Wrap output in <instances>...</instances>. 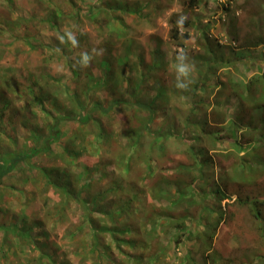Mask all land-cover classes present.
Here are the masks:
<instances>
[{
	"label": "rangeland",
	"instance_id": "1",
	"mask_svg": "<svg viewBox=\"0 0 264 264\" xmlns=\"http://www.w3.org/2000/svg\"><path fill=\"white\" fill-rule=\"evenodd\" d=\"M185 1L0 0V98L10 105L3 108L0 103V113L14 121L13 125L1 121L7 131L0 153L22 148L27 135L18 124L22 117L36 124L48 122L41 120L44 112L33 103L34 94L27 92L57 93L51 101L58 103L43 102L54 115L71 110L68 91L77 93L89 111L91 103L111 97L110 89L99 84H110L122 71L129 77L141 74L147 86H141L142 102L153 98L160 84L166 97L154 102L151 122L143 109L133 113L116 107L110 118L95 115L103 130L97 146L88 134L91 126L64 123L61 143L50 149L56 154L64 152V147L71 151V137L84 134L77 146L87 150L68 170L83 181L91 178L89 188L81 191L74 183L69 190L72 196L61 198L58 191H45L38 181L32 183L34 179L24 184L23 179L33 176L31 172L17 171L3 179L0 221L29 230L30 237H4L0 232V264H52L49 259L57 264H264V207L259 206L258 218V205L251 210L250 204H242L264 192V0H199L189 11L183 9ZM180 16L186 17L189 26L179 27L177 39H172L169 22L177 24ZM66 33H71L74 46ZM100 49L102 54L94 56ZM179 49L195 63L189 77L192 82L183 91L174 90ZM84 54L94 58L88 67L80 68ZM154 64L155 73L150 75L148 68ZM109 73L113 75L107 79ZM92 82L97 88L89 90ZM179 82H185L184 78ZM118 89L123 96L132 92L125 83ZM187 118L196 123L206 119L205 130L224 137L217 145L201 136L197 146L203 154L193 170L188 168L192 161L183 141L167 136L163 142L167 154L158 159L148 150L152 137L143 128L146 125L151 132L183 129ZM227 126L235 129L236 147L246 149L243 159L233 140L225 139ZM99 128L93 127L94 134ZM131 131L143 134L142 146L125 171L123 160L129 155L125 135ZM190 137L187 132L183 140ZM147 154L152 155L150 169L140 162ZM35 162L40 167L56 166L48 154ZM177 184L192 186L191 195L179 202ZM116 185L119 191L108 192ZM114 195L122 201L111 199ZM133 197L132 218L124 213L121 220H127V225L113 221L118 205ZM56 205L64 216L56 218ZM176 222L184 223L185 230L177 229ZM104 223L108 228L124 224L135 235L130 239L140 243L120 245L122 251H118L111 235L104 234L99 236L100 248L91 254L90 226ZM206 224L209 234L213 233L208 248L204 237L197 238ZM43 240L47 255L41 258L34 247ZM102 243L109 247L110 259Z\"/></svg>",
	"mask_w": 264,
	"mask_h": 264
},
{
	"label": "trees",
	"instance_id": "2",
	"mask_svg": "<svg viewBox=\"0 0 264 264\" xmlns=\"http://www.w3.org/2000/svg\"><path fill=\"white\" fill-rule=\"evenodd\" d=\"M198 1L199 0H186L183 4L184 6L183 9L187 11L193 9L197 5ZM169 23L172 25V28L170 30V37L172 39H177L180 28L177 24H175V21H170ZM188 26H189V21L186 20L183 23L182 27L187 28ZM185 37L187 38L188 36L186 35ZM216 64L218 63L215 62L213 65H216ZM156 66L157 64H154L152 65V67L148 68V72L150 75L155 73L153 72V70L155 69ZM207 69L212 70L213 67L211 66ZM133 71L135 72V69H130V72H133ZM121 73H122L121 77L116 78L110 84L107 83L109 81L102 82L99 84V86L102 88H107L108 90L110 89L111 97H108L104 102L102 101L101 103H98L97 101L91 103L92 107L91 109H89V111H85L83 100L82 98L79 97L77 93L68 91L67 98H68V101L72 104L71 110L67 112L66 115H59V113L58 114L55 113L54 115V112L50 111L48 109L49 107L46 108L43 102L45 99H47L50 102V105L52 106V104H54L56 101L55 100L51 101V96L56 95L57 93L50 91V93L48 92L45 94L43 91L42 93L41 90L37 93L27 92V94L29 95L34 94L33 96H31V99H33V103H36L35 105L40 107L44 112V117L41 120L42 121L46 120L48 122L46 124L44 123V121L43 123H38V124H36L34 120L26 122L24 117L18 120V124L21 123L20 126L27 131L26 132L27 135H25L26 139L23 141L25 143L23 144L22 148L19 150L4 151L0 153V184L2 183L4 178L8 177L10 174H13L19 171L20 173H24V174L29 173V172L33 173V176H29L23 179V181H25L24 184L29 182L31 179H34L32 183L37 184V181H38L41 184V187L45 191L53 190L54 193L58 191V194L60 193L61 198L66 197V196L68 197L72 196V192L69 190L70 188H72L74 183L79 188V190L84 189V188H89L92 182L91 178L89 180L83 181V178H81V175L76 177V175H73L72 172L68 170V168H71L74 166V163L76 161L75 158L82 155V153L87 150L85 146H82V147L77 146L80 140L79 138L83 139L84 134L81 136L80 134L75 133L74 134L75 136L71 137V140L69 141V143H71L74 146V149H72L71 151L68 150V147H64L63 148L64 152L62 151V153L56 154V153H52L50 149L51 145L56 144V143H58L59 145L61 143L60 140H61V135H62V126L65 125L64 123H70V122L79 123L80 125H82V128L85 126H91V128L88 130V134L92 135L91 136L92 141L95 140L96 141L95 146H97L99 144V141L103 138V130L99 128L100 124L96 122L95 115L97 116L103 115L105 118H108V117L110 118L114 112L113 109H115L116 107L123 108L124 110L125 109L130 110V112L134 111L133 113H135L136 111L140 109H143L148 114V118L146 121L151 122V117H153L152 107H153L154 102H156L157 100H164L166 98L163 93V88H162L163 86L160 84L154 97L148 100L147 102H142L141 99L144 98L142 95L145 91L141 89V86L143 85L145 88L147 86H145V82L141 74L139 73L136 77H131V76L129 77V73L127 75H124L122 71ZM111 75H113V73H109L107 75L108 76L107 79ZM2 83L3 81H1V84ZM123 83L126 84L127 89H130L132 91V92H129V94H126L125 96H123V94L120 93L118 89L119 84H123ZM96 86L97 84H93L92 82L89 85V90L97 88ZM105 86H108V87H105ZM0 87L2 90L3 87L1 85ZM195 88H201V87H199V85H195ZM174 90H177V88L175 87ZM0 103L3 108H8L10 106L6 100L5 101L3 100V98H0ZM14 112L15 110H13L10 114L14 116ZM1 115L2 113H0V124H1V121H3L4 119V117ZM49 119H51L53 122L49 123ZM193 120L194 118H187L184 122L185 124H184L183 129H175L174 131L167 130L165 132H163L161 129L155 132H151L146 127V125H143V128L145 129L146 133L150 137H152V140L149 141L147 145L149 152L151 154H155V157L158 159L165 157V155L167 154V149L164 148L163 142L167 138V136H170L172 134L175 140L183 141L185 145L188 147V154H189L188 157L192 161V165H190V167L188 168L193 170L194 165L200 164L198 163V157L203 154V149L197 146V143L200 141L202 135H204L205 138H208L209 140H211L213 144H217V145L219 143H222V140H224V137L221 136L219 132H207L205 130L206 119H203L201 122H197V123L196 121H193ZM4 121L6 125L7 124L13 125L14 123L12 117L5 118ZM220 126H223V125H220ZM93 127L95 129L99 128L98 130L95 131L96 132L95 134H94ZM35 128H36V131H35ZM82 128H79V132L83 131ZM191 128H193L192 131H191ZM227 128L229 127L227 126L224 129V134L225 136H227L225 139H232L233 144L235 145L233 147L237 148V150L240 153H243V150H246L245 148L243 149V147H240V146L236 147L238 143H237V140H235V129L232 127V129L228 130ZM47 129H48V133L44 135L45 130ZM6 131H7V128H3L0 125V141L1 142L3 141V138L6 137ZM83 132H86V131H83ZM187 132H189L192 137L183 140L184 139L183 135ZM125 136L127 137V146H128L127 148H128L129 155L126 156L127 158L123 160L124 162L123 166H124V170L128 171L130 158L133 159L132 156L136 155L142 146L143 134L135 132V131H131L130 133H127ZM7 140L8 142H10L12 139L11 137H9ZM42 154L52 155L53 159L56 162V166L40 167L39 165H37L35 162V158L38 156H41ZM246 154L247 153H243L240 156V158L243 159L246 156ZM151 156L147 154L145 155V157L142 156V158L140 159L141 164H145L147 169H150L149 167L150 162L148 161L150 160L149 158H151ZM203 159L205 161V158ZM151 175L152 174L150 171V176ZM177 186L178 187L175 191V194H176L175 197H176L177 202H179L186 196L191 195L190 190L192 186L189 187L188 184L185 185L184 187H180V184H177ZM9 188L13 191L16 189L13 186H10ZM119 190H120V187L116 185L115 187L111 186L108 189V192L115 193ZM216 192L219 194L221 193L219 189ZM1 195L2 194H0V196ZM222 197L224 196L222 195ZM118 198L119 197L115 195L111 197V199L113 200L122 201ZM133 199L134 197L132 199H128L125 204L122 203L120 206L118 205L117 211L114 214H112L114 215V218H115L113 219V221L114 220H116V222L119 220L121 221L124 218L123 216L124 213L127 216H130L132 218V215H131L132 210L130 207V202L133 201ZM242 204H245L247 206L248 204H250V206L252 207L250 208L251 210L257 208V205H258V218H259V214H260L259 206L264 207V192L262 195H259L257 199H246L243 201ZM62 210L63 209L61 206L59 205L54 206V211H55V214L57 215L56 218L64 216ZM89 211L90 210H88L87 213H89ZM102 215H104L103 217H106V218H108V216L109 217L112 216L111 214L110 215L102 214ZM121 222L127 225L128 221L124 219V221H121ZM218 222H216L213 225L212 227L213 231L216 229V226H217L216 224H218ZM23 223L24 221L21 220V224ZM89 223L91 224L90 221ZM169 223L172 224L175 222L170 220ZM124 224L123 225L120 224L118 227L110 225L109 228L107 227L106 223L99 225V226L91 225L90 229L93 231L92 238H94V241L91 245V248L89 249V252L91 254H96V250L100 248L99 236L104 235V234L111 235V238L116 242V245L118 246L117 247L118 251H122L120 250V245L132 243L131 244L132 246L133 243H136V244L140 243L136 241V238H134L133 240L130 239V236H135V235H132V230L127 229V227ZM176 224H177L176 228L179 229L181 232L185 230L184 223L178 224V222H176ZM204 227H205L204 230L198 233L197 238L204 237V239H206V242L208 243L206 245L207 247L210 244L213 233L209 234L208 224L204 225ZM75 230H78V229L76 228ZM0 232L4 235V237H6L7 234L18 235V236H21L22 238L30 237L29 230L25 231V229H21L19 225H12V224L6 225L4 223L2 224L1 221H0ZM74 234L75 233L72 231L70 233V236H74ZM5 239H3L2 243L6 242ZM180 239L181 238L179 234L176 236V242H179ZM36 244L37 245L34 248L37 251H39V255L41 256V258L46 256L47 253L45 251L47 249V241L46 240L38 241ZM3 247L4 245L2 244L1 248ZM206 247L205 249L208 248ZM101 248L106 249L104 250L106 251L104 252V254H105V257L108 258L109 257L108 255L110 254L109 247H105L104 244L102 243ZM49 260L52 261V264H57L55 261L51 259Z\"/></svg>",
	"mask_w": 264,
	"mask_h": 264
},
{
	"label": "clouds",
	"instance_id": "3",
	"mask_svg": "<svg viewBox=\"0 0 264 264\" xmlns=\"http://www.w3.org/2000/svg\"><path fill=\"white\" fill-rule=\"evenodd\" d=\"M185 19L186 17L180 16L179 19L177 20V25L182 28ZM66 34L69 36V40L72 42L74 46L75 41L72 39L71 33H66ZM102 52L103 50L100 49L99 52H97L94 56H99L102 54ZM94 56H90L88 54L82 55L80 68L88 67ZM177 59L179 60V63L174 65V69L176 72V80H177L175 87L181 91L187 90L192 82L189 79V77L195 71V63L191 61L188 53L184 49H179V55L177 56ZM185 60H187L188 63H184ZM180 77H183L185 82L183 83L179 82Z\"/></svg>",
	"mask_w": 264,
	"mask_h": 264
}]
</instances>
